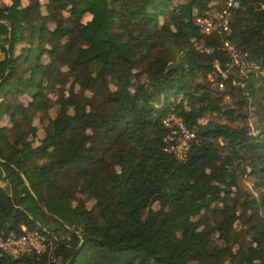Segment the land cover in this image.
Returning <instances> with one entry per match:
<instances>
[{
  "label": "trees",
  "instance_id": "16d2710c",
  "mask_svg": "<svg viewBox=\"0 0 264 264\" xmlns=\"http://www.w3.org/2000/svg\"><path fill=\"white\" fill-rule=\"evenodd\" d=\"M220 1L0 0V235L47 244L0 264H264V0Z\"/></svg>",
  "mask_w": 264,
  "mask_h": 264
},
{
  "label": "built area",
  "instance_id": "2783aa9c",
  "mask_svg": "<svg viewBox=\"0 0 264 264\" xmlns=\"http://www.w3.org/2000/svg\"><path fill=\"white\" fill-rule=\"evenodd\" d=\"M238 5L237 0H221L220 9L212 14L206 16H199L196 22L202 25L204 32L210 33L218 30L225 32L229 28V18L232 9ZM224 47L229 51L233 63L238 62V54L233 46L228 42H224ZM205 51H209L205 49ZM232 63H226L227 67H231ZM214 67L221 76V81L218 82L220 88L223 87V79L228 76V68L222 69L218 61H215ZM165 125L173 126L175 128L171 131L175 136L172 143L169 145V150L173 151L178 157H183L188 150L190 140L195 136L193 130H190L178 117L170 116L164 121ZM170 138V139H171ZM21 234L9 233L7 235H0V255H9L17 257L20 254L35 252L42 254L47 250V244L44 236L37 231H27L23 228Z\"/></svg>",
  "mask_w": 264,
  "mask_h": 264
},
{
  "label": "rangeland",
  "instance_id": "374dc122",
  "mask_svg": "<svg viewBox=\"0 0 264 264\" xmlns=\"http://www.w3.org/2000/svg\"><path fill=\"white\" fill-rule=\"evenodd\" d=\"M90 16L89 15H86L84 18H83V20H87L88 18H89ZM211 78V77H210ZM51 96H52V94H51ZM26 98V97H25ZM28 98V97H27ZM22 100L24 101V102H26L28 99H23L22 98ZM15 101V98H10V102H14ZM38 114H41V116H44L42 119H39V116L38 117H35L34 118V120H33V122H32V125L33 126H35L36 127V134L38 135V136H41L42 134H43V126H44V124H45V122H46V119H47V117L48 116H50V115H52L53 114V111L51 110H49L48 111V113L46 112V111H42V112H38ZM203 120V119H202ZM0 124L2 125V124H6V115L5 116H2L1 118H0ZM253 183V179H252V177H249V176H244L242 179H241V184L244 186V187H246V188H248V189H252V184Z\"/></svg>",
  "mask_w": 264,
  "mask_h": 264
}]
</instances>
